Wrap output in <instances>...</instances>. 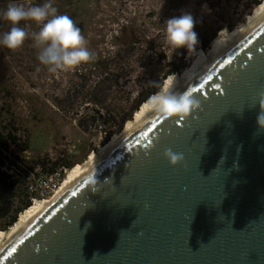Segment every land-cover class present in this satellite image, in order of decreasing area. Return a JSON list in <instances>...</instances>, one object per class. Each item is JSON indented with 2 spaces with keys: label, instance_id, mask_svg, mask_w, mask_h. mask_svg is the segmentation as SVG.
Here are the masks:
<instances>
[{
  "label": "water",
  "instance_id": "1",
  "mask_svg": "<svg viewBox=\"0 0 264 264\" xmlns=\"http://www.w3.org/2000/svg\"><path fill=\"white\" fill-rule=\"evenodd\" d=\"M186 90L199 110L155 114L12 238L0 264H264V20ZM168 148L183 161L172 166Z\"/></svg>",
  "mask_w": 264,
  "mask_h": 264
},
{
  "label": "rangeland",
  "instance_id": "2",
  "mask_svg": "<svg viewBox=\"0 0 264 264\" xmlns=\"http://www.w3.org/2000/svg\"><path fill=\"white\" fill-rule=\"evenodd\" d=\"M172 1L0 0V13L9 4L29 7L51 2L57 14L68 15L81 28L92 53L87 63L49 71L37 59L39 49L31 34L40 25L33 21L20 24L29 32L20 48L0 45V126L15 134L26 149L12 146L13 155L0 164L6 171L14 162L25 176L16 206L46 190L51 172L66 168L68 174L97 155L124 130L129 121L120 128V119L142 95L160 91L173 73L185 75L210 52L216 38L248 27L264 5V0H256L261 2L258 6L255 0H183L196 21L198 37L216 36L208 50L197 47L189 54L186 48L173 50L165 42L164 22L171 18ZM180 2H174L178 8ZM10 27L0 17V35ZM225 28L228 31L217 37ZM60 187L45 199L53 198Z\"/></svg>",
  "mask_w": 264,
  "mask_h": 264
},
{
  "label": "clouds",
  "instance_id": "3",
  "mask_svg": "<svg viewBox=\"0 0 264 264\" xmlns=\"http://www.w3.org/2000/svg\"><path fill=\"white\" fill-rule=\"evenodd\" d=\"M0 17L11 25L8 31L0 35V45L9 50L20 48L29 37L26 28L20 26L22 21H33L40 25L38 31L32 32L31 38L34 46L39 49L38 61L48 66L49 71L71 69L92 59V53L86 46L81 28L68 15L57 14V9L51 2L29 7L9 4L6 10L0 13ZM195 27L196 21L190 12H183L179 16L165 20L163 34L166 44L173 50L186 48L188 53L192 54L200 44ZM227 31L226 28L221 29L217 37ZM216 42L217 38L212 44ZM175 82L176 74L173 73L161 85L160 91L149 98V105L164 119L178 117L180 120H186L201 108V102L193 95L192 90L174 92L172 89ZM259 105L261 112L257 117V123L264 128V93L261 94ZM163 155L172 166L184 159L182 153H175L171 148L166 149ZM90 182L97 183L96 179L92 178Z\"/></svg>",
  "mask_w": 264,
  "mask_h": 264
},
{
  "label": "bare ground",
  "instance_id": "4",
  "mask_svg": "<svg viewBox=\"0 0 264 264\" xmlns=\"http://www.w3.org/2000/svg\"><path fill=\"white\" fill-rule=\"evenodd\" d=\"M264 20V5L261 7V12L255 17H251L252 23L243 30H236L228 38L217 39L216 44L208 54H203L197 65L189 69L183 76H176L174 92L182 93L188 86L197 80L206 70H208L217 60H219L226 52H228L241 38L253 30L258 24ZM157 112H155L146 102L141 109L136 113L133 121L129 122L123 132L112 138V141L101 148V151L95 155L92 154L89 161L84 165L77 166L73 171L67 174L65 182L58 190L55 196L49 200H34L31 207L20 216L19 221L7 231H0V250H2L15 236L31 224L42 212H44L57 198L64 194L83 176H85L102 158L107 156L116 146H118L125 138L130 136L136 129L150 120Z\"/></svg>",
  "mask_w": 264,
  "mask_h": 264
},
{
  "label": "trees",
  "instance_id": "5",
  "mask_svg": "<svg viewBox=\"0 0 264 264\" xmlns=\"http://www.w3.org/2000/svg\"><path fill=\"white\" fill-rule=\"evenodd\" d=\"M174 2L175 0L172 1V6L169 8L171 11V18L181 15L183 12H187L186 8L184 7L183 0H181L179 3L180 8H178V4L176 5ZM254 3L255 6L261 4V2L256 0ZM229 29L233 30V26H230ZM215 38L216 36L210 39L199 38L200 44L197 47L201 48L202 50H208L211 42ZM176 72H179V69H177ZM151 95V93H147L139 98L133 109L126 112L120 119V128H123L128 121L131 122L130 120H132L134 113L143 104L148 102ZM4 129L5 128L0 126V164H4V161L7 160L10 155H13L12 146L17 147L21 151L26 150L21 146L20 139L15 134H12ZM110 136L111 135L106 136L104 142L107 143L110 140ZM7 169L8 170L6 171L0 170V222H2V224H0V231L8 230L9 228L13 227L19 221L20 216L24 214L32 205V201L30 200L31 198L29 197L24 202H22V204L17 206L15 205V201L19 199L20 196L19 186L21 183H23L25 176L22 174L21 168L14 162H10L7 165ZM9 171H12L13 174H9ZM55 172L56 171H53L51 174Z\"/></svg>",
  "mask_w": 264,
  "mask_h": 264
},
{
  "label": "built area",
  "instance_id": "6",
  "mask_svg": "<svg viewBox=\"0 0 264 264\" xmlns=\"http://www.w3.org/2000/svg\"><path fill=\"white\" fill-rule=\"evenodd\" d=\"M67 172L68 170L66 168H62L61 170L51 174L49 178L50 184L47 186V189L44 190L42 193L34 196V198L31 199L32 202H34L35 199H45L50 194L54 193L60 187L61 181L64 180Z\"/></svg>",
  "mask_w": 264,
  "mask_h": 264
}]
</instances>
